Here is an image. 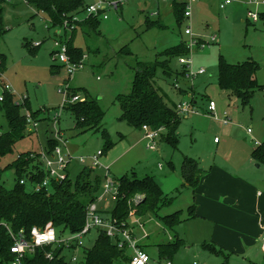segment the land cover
Wrapping results in <instances>:
<instances>
[{"label":"rangeland","instance_id":"obj_1","mask_svg":"<svg viewBox=\"0 0 264 264\" xmlns=\"http://www.w3.org/2000/svg\"><path fill=\"white\" fill-rule=\"evenodd\" d=\"M84 1L86 4L92 2ZM174 1L176 0H127L122 7L110 9L108 18H101L96 30L79 27L75 32L74 44L83 48L86 56L83 66L70 76L65 66L55 60L53 50L57 27L46 28V24H50L49 17L29 5L26 0H1L0 55H5V63L0 71V96L3 95L4 84H8L19 103L26 97L29 98L31 106L21 107L22 113L41 110L39 115L46 119L37 123L36 131L16 142L12 153L0 157V167L11 163L23 152L41 151L48 139L55 136L57 129L61 131L68 149L75 156L90 157L98 150L103 151L106 140L102 132L106 130L115 144L111 149H104L105 153L100 157L103 166H98L96 172L105 176L104 166H108L109 174L114 178H144L154 175L158 182L159 174L172 172L171 161L175 163L177 173L181 174L186 155L196 159L199 155L205 156L201 149L213 148L214 137L221 138L224 142L227 136L222 130L223 111L229 112L228 127H237L241 132L250 127L254 130L253 134L257 135L255 138L264 141V87L255 92L250 105L244 106L235 96L228 100L218 83L219 60L222 57L233 64L255 60L259 66L257 80L264 85V19L260 18L256 23L247 19L248 9L256 8L250 0H237L225 9L220 8L219 1L204 0L193 5L191 20L184 19L179 24ZM255 10L263 13L264 7L260 6ZM158 21L163 23V27L155 24L148 26V22ZM187 25H191L196 36L208 42L203 47H195L190 54L193 69L203 67L206 74L192 80L187 78L185 68L178 57H175L171 59L173 73L165 74L159 68L154 85L171 107L175 106L178 98L191 99L188 94L180 96L178 88L197 89V103L193 105L198 113L182 117L178 128L180 140L177 149L159 139L157 150H151L147 147L148 139L144 131L121 118L122 110L117 97L131 91L138 61L155 62L161 52L174 46L180 38L190 40V36L185 34ZM214 35L218 36L216 41H212ZM38 41L43 42L42 45L31 49ZM128 50L133 54H127ZM65 81L79 93L81 101L94 102L100 110V121L93 129L83 133L82 129H74L73 111L62 108L64 93L59 89H65ZM211 99L218 106L214 115L208 112ZM59 111V121L55 125V116ZM8 129L6 111L2 109L0 132ZM259 132L261 134L258 135ZM241 141L236 143L235 139L230 140L229 148L243 147ZM160 146L165 149V153L158 150ZM217 159L221 160L220 157ZM89 162L75 163L71 177L75 178L85 166H90ZM159 165L163 166L162 170ZM2 181L8 188L15 185L17 177L13 169L4 171ZM27 185L30 188L32 183ZM52 191L51 189L50 192ZM101 192L95 206L104 211L103 216L109 217V212L115 206V198L112 193ZM174 192L176 190L172 191ZM183 193L176 196L174 202L163 207L158 214L151 210L132 212L129 223L131 230L137 234V241L146 244V251L158 261L155 245L173 240L181 232L185 245L175 255L174 264L225 263L224 256L215 255L203 246L204 232L192 222L187 228L188 241L186 240L184 230L185 224L190 221L188 208L191 201ZM138 198L135 197L133 201ZM178 210H182L183 221L174 231L164 225L161 216ZM63 234L68 236L69 232L65 231ZM97 237L98 230L92 229L84 236L82 247L67 251L68 257L75 254L82 258L84 249L93 247ZM261 261L264 263V260Z\"/></svg>","mask_w":264,"mask_h":264},{"label":"trees","instance_id":"obj_2","mask_svg":"<svg viewBox=\"0 0 264 264\" xmlns=\"http://www.w3.org/2000/svg\"><path fill=\"white\" fill-rule=\"evenodd\" d=\"M26 2L49 17L50 27L60 26L65 20H69L74 25V29L66 33L65 41L71 59L80 62L85 53L83 48L74 44L75 32L79 27L96 30L101 18L82 16L86 7L84 0H26ZM174 5L177 21L182 24L185 19V4L183 1L176 0ZM1 12L2 8L0 7V18ZM75 15H80L82 19L73 21ZM260 18L264 19V12H260ZM154 24L163 27L161 21L148 22V26ZM42 43L37 46L32 45L31 49H37ZM125 51L124 49L123 52ZM188 53L189 49L185 42H181L161 52L155 62L138 61L131 91L117 97L122 110V119L139 129H142L143 125H148L151 129L162 128L160 140L170 143L173 149L178 148L180 140L178 128L182 117L178 115L175 106L168 105L158 88L155 87L154 81L159 68L165 74L171 75L173 73L171 59ZM127 54L133 53L128 50ZM0 60L1 71V67L5 63L4 54L0 55ZM258 68V63L253 59L233 64L221 57L219 60V86L228 95L235 96L241 100L244 106H248L255 92L264 87L256 77ZM69 90L72 95L79 94L71 87ZM3 96V99L0 100V110L5 109L6 111L9 129L0 132V157L12 153L16 142L33 132L30 129L27 115L21 110V107L29 108L31 106L29 98L26 97L23 103H19L14 93L5 89ZM194 99L191 97L193 103ZM64 108L73 111L74 129H82L81 133L96 127L101 118L100 110L94 102L79 100L65 105ZM40 112L41 110L30 111L32 119L36 122L46 119L39 115ZM102 134L106 140L104 149H111L115 143L109 138L106 130H103ZM58 143L54 137L49 138L45 149L51 152ZM104 149L103 153H105ZM32 153L35 157L31 156ZM251 156L257 164L264 165V141L252 151ZM7 169H13L17 177L12 188L6 187L2 181V175ZM181 173L184 183L176 188L174 193H164L159 182L151 175L144 178L112 177L119 188L115 197V206L109 212V217L115 218L120 223L124 222V226L129 228L128 219L133 210H136L137 213L151 210L158 214L163 207L174 202L176 196L182 193L185 186L194 188L199 183L201 173L199 162L186 156L182 163ZM70 174L60 183L53 182L52 192H47L45 189L35 191L33 187L28 188L27 184L29 183L21 184L20 180L28 177L31 181H43L45 174L39 151L23 152L11 163L0 167V264H10L15 259V254L10 250L13 239L9 228L15 233L22 229L29 232L33 226L43 227L47 222L52 221L59 237L65 236L63 234L65 231L74 234L83 229L89 207L97 202L102 193L105 176L97 173L93 166H85L75 178H72ZM138 195H144V197L134 202L133 200ZM188 209L190 217L194 216V207L190 206ZM97 212L104 215L102 214L104 211L97 210ZM181 215L182 210H178L161 216V219L167 228L175 231L183 221ZM97 230L98 237L93 247L84 249L83 257H78L75 262L72 260L75 254L70 258L67 255V251L75 249V246L66 249L62 246H47L37 248L34 253L26 255L23 264H128L129 250L118 247L104 230ZM184 245L185 239L179 237L178 234L173 240L156 244L158 261H173L175 255ZM203 246L215 255L224 256L225 263L223 264H229L230 253H226L224 248L208 242H204ZM141 247L143 248V246ZM46 252H52L53 257L47 258ZM152 259L154 258L152 257ZM250 264L260 263L252 261Z\"/></svg>","mask_w":264,"mask_h":264},{"label":"crops","instance_id":"obj_3","mask_svg":"<svg viewBox=\"0 0 264 264\" xmlns=\"http://www.w3.org/2000/svg\"><path fill=\"white\" fill-rule=\"evenodd\" d=\"M203 1L199 0L197 3ZM215 1L218 3L219 0ZM186 41L180 38L175 45ZM201 85L203 86L205 83ZM178 92L180 96L191 95L195 98L194 103H197V89L188 90L180 87ZM225 93L228 100L234 97L228 95L226 91ZM179 101H181L180 98L175 102V107ZM217 109L218 106H216V111ZM223 113L225 116V113L229 112L223 111ZM224 116L222 115V119ZM228 117L230 118L229 114ZM229 123H223L222 130L227 136L224 142L221 138L216 141L217 137H214L215 146L210 150L202 147L201 153L205 156L199 155V158H194L199 162L201 173L199 183L194 188L185 186L182 191L188 197V201H191L189 205L193 206L195 210L194 216L190 217L189 223L185 224L184 234L188 241L187 228L192 222L203 230L205 242L212 241L224 248L226 253H230L229 264H250L252 261L264 264L261 261L264 260L262 249L264 233V170L262 171V169L264 165L257 164L251 156L252 151L261 143V139L255 138L257 135L253 134L254 130L248 133L250 127L241 132L237 127H228ZM233 139L236 143L243 140L241 141L243 147L229 148V141ZM253 141H258L259 144L256 145ZM158 150H163L165 153V149H162L161 146ZM217 157H220L221 160H218ZM75 163L77 161L71 164L69 172L75 168ZM170 165L172 172L161 173L158 178L164 193H172L184 183L182 173H177L175 163L171 161ZM159 168L162 170L163 166L159 165ZM97 210H99L98 207ZM129 229L131 230L130 223ZM131 232L133 237L138 240L137 234L133 230ZM181 235V232H178V236L181 237ZM140 243L138 242L146 250L147 245ZM172 262L174 264V261Z\"/></svg>","mask_w":264,"mask_h":264},{"label":"built area","instance_id":"obj_4","mask_svg":"<svg viewBox=\"0 0 264 264\" xmlns=\"http://www.w3.org/2000/svg\"><path fill=\"white\" fill-rule=\"evenodd\" d=\"M169 1V0H162ZM185 4V19H190L193 11V5L198 0H180ZM235 0H219L220 8L225 9L228 5L232 4ZM127 0H92V2L87 3L85 7V15L94 16L99 18H108V11L110 9H118L122 7ZM250 3L258 9V7H264V0H250ZM255 9H248L247 19L252 22H258L260 20V11ZM82 19L80 15H75L73 21H78ZM46 28H50V24H46ZM74 29V25L69 20H65L60 26H57L56 38L54 39L55 46V60L60 61L65 66L68 74L72 76L79 68L83 66L84 58L80 62H75L71 59L68 53L67 43L65 41V35L67 32H71ZM185 33L190 36V40L186 41L185 44L189 49V53L180 56L178 59L183 67L186 69L185 75L189 79H195L197 76L206 73V69L201 67L198 70H194L192 67V58L190 54L195 47H203L206 43L205 40L196 36L191 25H188L185 29ZM217 36L212 37V41H216ZM41 41L35 43V46L39 45ZM177 86V84H176ZM178 87V86H177ZM8 84H4V89L13 93L10 90ZM70 86L69 82L65 81V89H59V91L64 93V103L62 108L69 103H75L81 100L79 94L72 95L69 93ZM3 95L0 96V100L3 99ZM24 101V100H23ZM21 101V103H23ZM192 100H181L176 104V111L181 117L189 116L198 113V110L193 105ZM216 102L211 100L209 102V113L214 115L216 111ZM27 120L30 123V128L32 131H36L37 123L32 119L30 112L26 113ZM60 111L56 113L54 124L56 125L59 121ZM230 118L228 114L225 113L222 119L223 123H229ZM142 130L145 133V137L148 139L147 147L151 150H157L158 141L160 139L161 129H151L148 125H143ZM252 129H248V133H251ZM54 138L58 140V144L55 148L48 152L43 148L40 152V159L44 171V179L42 182L31 181L28 177L22 178L20 180L21 184L32 183L33 190L41 191L45 189L49 192L52 188V183H60L65 180L70 174L69 170L71 164L74 162H79L81 164H87V160L90 162V166L97 168L98 166H103L100 157L103 155L102 150H98L96 154L86 157V156H75L67 147V141L64 139L60 130H56ZM216 141L219 139L216 138ZM256 145L259 144L258 141H253ZM66 147V148H65ZM31 156L35 157L32 153ZM161 166V165H160ZM106 169L105 181L103 184V193H112L114 198L118 193V184L109 174V167L104 166ZM137 197V196H136ZM138 200L142 199L144 195H138ZM135 211V210H133ZM132 211V212H133ZM132 214V213H131ZM124 222H118L115 218L104 217L97 212V207L92 204L87 213L86 222L83 229L80 232L69 234L68 236L59 237L58 231L52 221H49L43 227L33 226L29 232H25L23 229L15 233L9 228V233L13 239V244L10 250L15 254V259L10 264H23V259L26 255L32 254L37 248H44L47 246H62L64 249L75 246V249L82 247L84 245V236L87 235L92 229H102L106 234L118 245L120 248H126L129 250L130 259L128 264H173L171 260L156 261L152 259L150 254L144 250L139 244L135 237H133L131 230L124 226ZM262 249L264 251V233L262 236ZM47 258H52V252H46ZM74 262L78 260L77 255H73ZM197 264V263H195Z\"/></svg>","mask_w":264,"mask_h":264}]
</instances>
